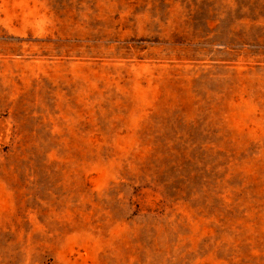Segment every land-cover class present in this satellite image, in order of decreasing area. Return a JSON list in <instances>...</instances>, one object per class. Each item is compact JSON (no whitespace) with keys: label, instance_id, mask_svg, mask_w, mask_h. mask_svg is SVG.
<instances>
[{"label":"rangeland","instance_id":"374dc122","mask_svg":"<svg viewBox=\"0 0 264 264\" xmlns=\"http://www.w3.org/2000/svg\"><path fill=\"white\" fill-rule=\"evenodd\" d=\"M0 264H264V0H0Z\"/></svg>","mask_w":264,"mask_h":264}]
</instances>
